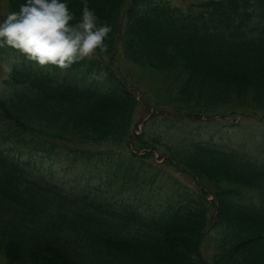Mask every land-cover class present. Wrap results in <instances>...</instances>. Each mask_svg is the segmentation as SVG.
Returning <instances> with one entry per match:
<instances>
[{
    "label": "trees",
    "instance_id": "trees-1",
    "mask_svg": "<svg viewBox=\"0 0 264 264\" xmlns=\"http://www.w3.org/2000/svg\"><path fill=\"white\" fill-rule=\"evenodd\" d=\"M65 2L79 20L82 0ZM23 3L0 0V22ZM88 3L112 29L107 51L96 54L120 52L148 71L157 81L153 103L166 118L247 113L264 120V0ZM103 69V80L88 76ZM6 82L0 264H264L263 143L225 147L177 131L166 138L148 128L159 112L137 132L138 93L96 56L67 70L24 60ZM38 152L65 154L105 175L98 184L61 182L36 168ZM167 164L196 177L197 188L178 192ZM154 184L156 206L102 187L137 195Z\"/></svg>",
    "mask_w": 264,
    "mask_h": 264
},
{
    "label": "rangeland",
    "instance_id": "rangeland-1",
    "mask_svg": "<svg viewBox=\"0 0 264 264\" xmlns=\"http://www.w3.org/2000/svg\"><path fill=\"white\" fill-rule=\"evenodd\" d=\"M177 4H185L187 0H171ZM5 52L0 60V93L8 86L6 77L11 67L14 64L24 61L21 54L10 47H4ZM96 58L104 61L116 71L119 77L126 78L131 83L133 88H138L140 105L136 112L137 130L141 132L145 129L146 121L150 120L153 114L158 113L152 98V95L156 91L157 81L155 85L152 83L153 77L149 76V72L143 70L138 65H134L131 62L124 59L122 54L118 52L114 57H101L95 54ZM73 65V64H72ZM71 65V66H72ZM54 68L53 66H49ZM84 66L75 69H83ZM70 68V67H69ZM59 70H61L59 68ZM97 72L94 70L88 76H96V79H105L106 72ZM149 131H156L160 134H164L168 138V132L177 131L182 135L198 139L202 142H209L219 146L225 147H241L245 143L250 144H264V120L259 117L242 113L234 116L215 115L214 117L203 119H195L187 114L179 116L176 120H170L165 117L164 113L159 112L155 119L150 122ZM147 128V129H148ZM169 139H164V142H168ZM249 144V145H250ZM164 145V144H163ZM159 148L162 145H158ZM165 146V145H164ZM163 147V146H162ZM161 147V148H162ZM25 155V152H22ZM34 163L40 172L51 174L58 180L64 183H82L89 182L90 184H98L100 181V175H105L102 169H86L80 163L72 162V160L65 154H59L53 152L51 155L47 153H39L34 155ZM163 157L159 151H155V160L158 162L163 161ZM168 172H171L180 187L178 192H182L186 196L189 192L194 191L197 188L198 179L187 171L181 170L173 165L167 164ZM85 184V183H84ZM103 191L108 195L124 198V200H132L135 204L142 206H156L160 203V195L156 192L157 184L150 187V190L145 192H139L137 195L131 194L128 189L123 188L120 191H115L111 187L102 186Z\"/></svg>",
    "mask_w": 264,
    "mask_h": 264
},
{
    "label": "clouds",
    "instance_id": "clouds-1",
    "mask_svg": "<svg viewBox=\"0 0 264 264\" xmlns=\"http://www.w3.org/2000/svg\"><path fill=\"white\" fill-rule=\"evenodd\" d=\"M82 3L77 20L65 0H25L0 22V47L17 50L36 66L61 70L107 51L111 25L99 21L88 0Z\"/></svg>",
    "mask_w": 264,
    "mask_h": 264
}]
</instances>
